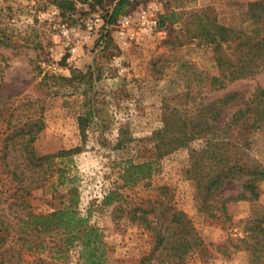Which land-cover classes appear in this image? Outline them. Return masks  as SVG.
<instances>
[{"label": "rangeland", "instance_id": "obj_1", "mask_svg": "<svg viewBox=\"0 0 264 264\" xmlns=\"http://www.w3.org/2000/svg\"><path fill=\"white\" fill-rule=\"evenodd\" d=\"M114 6L78 0L64 12L52 0H0V34L9 41L0 47L8 63L0 75V264H87V225L97 228L102 264H146L145 257L180 264L167 255L175 250H156L152 227L171 224L177 210L204 239L184 250L182 263L252 264L236 243L245 222L264 215V181L258 201L228 203L232 218L223 224L201 209L189 172L204 136L180 145L171 131V150L162 154L158 142L168 123L180 131L204 127L214 120L209 101L232 93L228 120L264 86V70L224 84L214 79L221 59H239L246 41L264 35V0H128L109 23ZM214 23L243 37L212 38L206 31ZM38 121L44 129L29 142ZM235 136L249 159L264 163L263 129L240 127ZM71 148H78L71 156L40 159ZM148 161L151 172L126 178L130 162ZM242 182L230 181L223 195L243 191ZM60 209L87 218L86 225L48 217Z\"/></svg>", "mask_w": 264, "mask_h": 264}, {"label": "trees", "instance_id": "obj_2", "mask_svg": "<svg viewBox=\"0 0 264 264\" xmlns=\"http://www.w3.org/2000/svg\"><path fill=\"white\" fill-rule=\"evenodd\" d=\"M113 1L115 6L109 14V23L114 22L126 11L125 6L128 3V0ZM52 2L64 12H68L76 10L78 0H52ZM206 33L212 38L220 36L223 42L243 37L242 31L218 23H214L213 28L207 29ZM7 38L6 33L0 34V47L9 44ZM243 46L246 48L239 59L232 61L223 58L220 60L223 72L221 76L214 77L215 81L219 80L224 84L227 78L231 80L243 79L264 70V35L254 39L252 42L246 41ZM7 66L6 58L0 49L1 76H3ZM1 90L2 82L0 80V103L4 100ZM236 96L231 93L221 99L209 101V110L215 121L209 119L205 122L204 127L195 126L192 131H180L175 125L168 123L158 142L160 153L162 154L167 150H171V147L166 149L168 143L165 140L171 131L174 133V137L172 136L173 138L171 139L180 145H187L191 140L204 136L206 141L203 147L193 149L192 164L189 172L199 188L201 209L209 213V216L218 218L223 224H226L232 218L228 213V203L240 200L258 201L261 197L260 184L264 181V163L255 158L249 159L250 154L245 147L246 143H241V139L235 136V131L240 127H247L251 130H264V86H259L227 120V106L234 101ZM217 100L221 104H217ZM91 113L92 111L87 114V117L81 118L82 121L84 119L88 121L92 116ZM38 123L39 121L35 124L38 127L34 129L35 131L32 133L29 142L33 141L44 129V126ZM86 126L87 124H83L84 132L86 131ZM168 137L170 138V135ZM77 149H63L55 154L42 156L40 159L71 156ZM153 163V161L144 163L130 162L129 167H127L126 178L130 180L132 175L148 174L152 170L151 166ZM132 168L135 171L131 174L130 170ZM146 168L148 169L146 170ZM233 180H243V191L237 195L225 197L223 188ZM108 197V202L112 203L111 195L109 194ZM56 216L61 217L58 223L66 227L77 224L83 226L87 222V218L65 209L54 211L48 215L49 218H55ZM140 218H146V214H142ZM245 223L247 224L245 226L246 234L244 237L238 238L236 247L250 251L252 264H264V215L251 217ZM163 225L160 228L158 225L152 226L158 231L156 250L162 246L175 250L174 252L169 251L167 255L178 257L181 260L179 261L181 262L180 264H184L182 263L185 257L184 250L198 248L204 244V239L199 234L196 226L182 210H177L173 213L171 224L168 226ZM164 228L166 229L165 232H163ZM96 231L97 228L88 225L85 229V233L89 235V239L84 242L85 248L83 252L87 264H102L103 262L104 251H100L101 245L98 243V237H94ZM150 260L151 257L143 259L144 262H147L146 264H152Z\"/></svg>", "mask_w": 264, "mask_h": 264}]
</instances>
